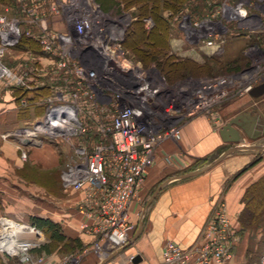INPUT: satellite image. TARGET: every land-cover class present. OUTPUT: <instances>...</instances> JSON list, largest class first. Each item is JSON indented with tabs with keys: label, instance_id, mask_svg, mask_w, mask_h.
I'll return each instance as SVG.
<instances>
[{
	"label": "built area",
	"instance_id": "built-area-1",
	"mask_svg": "<svg viewBox=\"0 0 264 264\" xmlns=\"http://www.w3.org/2000/svg\"><path fill=\"white\" fill-rule=\"evenodd\" d=\"M11 1L0 14V83L22 91L21 108L38 106L44 112L4 137L21 142L24 161L27 148L46 143L63 145L70 152L62 186L79 195L72 217L91 244L58 261L45 254L34 257L31 243L17 244L15 239L10 245L0 241V253L18 264H76L91 250L106 261L132 243L137 228L133 209L143 200L160 147L168 141L180 142L188 121L229 94L227 83L216 81L214 87L204 88L208 93L198 92L178 109L166 102L163 77L150 76L141 64L127 58L123 43L136 18H106L99 21L95 35L87 33L88 24L73 32L59 31L53 25L63 13L58 0ZM70 18L76 22L74 14ZM174 20L187 41L219 54L223 35H264V0H189ZM145 22L151 29V20ZM24 38L35 41L39 49H20ZM14 51L18 63L10 67L7 61ZM254 87L249 85L247 91ZM163 161L180 171L190 166L181 151L165 153ZM6 223L46 239L42 230L6 217L0 218V229ZM235 241L228 209L220 201L201 241L189 249L167 241L162 264H225Z\"/></svg>",
	"mask_w": 264,
	"mask_h": 264
},
{
	"label": "crops",
	"instance_id": "crops-1",
	"mask_svg": "<svg viewBox=\"0 0 264 264\" xmlns=\"http://www.w3.org/2000/svg\"><path fill=\"white\" fill-rule=\"evenodd\" d=\"M173 36L170 39V45L177 55L186 57L195 54L193 49H183V46L191 45L186 38L184 40ZM200 49L211 52L203 46ZM12 90L0 83V199L2 207L0 214L2 212L5 214L0 218L6 217L12 221L22 222L21 219H12L8 216L12 215L10 212L14 207L22 208V204L26 203L22 193L25 192L29 180L23 176L22 172L34 167L54 171L56 166L63 171L70 152L65 147H62L63 150L60 149L58 144L46 143L42 146L27 148L28 159L22 160L21 142L4 136L40 118L44 109L38 106L21 108L18 94L16 95ZM237 106L230 105L221 110L225 124L220 129L214 130L205 116H198L185 124L180 142L164 143L158 151V162L150 172L143 198L147 194V188L149 189L148 185L161 180L165 181L157 189L158 191L161 188L160 192L156 191L146 206H142L141 203L134 206L132 217L137 228L132 243L126 249L113 253L106 261H101L90 250L76 264H135L134 260L130 261L132 256L141 257V261L137 264H162L163 248L167 241H175L183 249H189L201 241L204 227L214 207L220 201L226 205L236 232L231 258L225 264H260L264 251V227L254 226L243 230L240 218L247 205L244 200L246 193L252 185L264 177V158L262 162H256V155L251 152L260 154L262 158L264 145L252 147V150L236 151V149L246 147L248 143L254 144L264 138V133L256 134L257 131H261L262 124L255 118L260 115L264 119V110L263 114L250 109L233 115ZM246 114L248 117L240 122L241 126H234L235 131L240 132L244 139L242 143L231 142L234 137L232 135L222 137V129L232 119ZM46 147H55L58 153H61L59 154L61 157L51 164L44 162L38 157L36 149ZM220 149L222 153L219 155ZM179 151L183 152L191 162L190 167L184 171L169 167L163 161L165 153ZM62 153H66L65 159L62 158ZM195 172L202 173L187 177ZM74 196L79 199L78 194L75 193ZM53 205L57 207L53 210L46 209L47 215L40 214L41 211L29 214V220L35 216L51 219L62 225L68 237L79 238L89 246L91 239L81 233L72 217L75 204L58 201ZM20 231L21 228L18 227L17 235ZM47 256L56 261L61 260L59 254L53 253ZM0 264L18 263L14 258L0 253Z\"/></svg>",
	"mask_w": 264,
	"mask_h": 264
},
{
	"label": "rangeland",
	"instance_id": "rangeland-1",
	"mask_svg": "<svg viewBox=\"0 0 264 264\" xmlns=\"http://www.w3.org/2000/svg\"><path fill=\"white\" fill-rule=\"evenodd\" d=\"M62 5L63 13L59 15L57 22L54 25L55 29L59 31H67L73 32L75 27L78 25L88 24L87 33L89 35L98 34L100 27L99 21H103L104 19L115 20L120 18L122 15H128L136 18L137 8H131L130 5L123 0H58ZM100 1H111L106 6L100 4ZM5 2V1H4ZM3 1H0V14L4 12V7L7 6ZM184 10V8H183ZM192 13L198 12L195 9H191ZM70 13L75 15L76 22H73L70 18ZM170 15V12H164V16ZM181 14V13H180ZM171 37L174 35L175 37H181L185 40L186 36L184 31L180 28V25L176 23L174 19L171 20ZM173 32V33H172ZM86 34V32H85ZM173 36V37H174ZM254 35L251 37L247 36H240V37H231L228 35H223V45L222 52L212 53L207 51H202L200 47L196 44H191L187 46H183V49L186 48L188 50L193 49L195 54L190 56L182 57L177 55L172 47L170 48L171 53L175 55L180 60H189L196 64L199 67H203V72H193L190 73L187 71L186 76L178 77V75H172V80L169 79L167 74L163 72L159 67L155 64L149 67H145L143 63L138 61L134 55L128 52L127 58L129 60L135 61L143 67L146 71H148L150 76L153 77H163V85L165 86V98L166 102L169 104L172 103L176 106V108L180 109V107L185 106L187 103H191L193 101V97L197 95L198 92H206L208 93V89L205 87H210L216 83V81H224L227 84L225 87L226 91H229V94L225 96L219 103L213 105L212 108L208 111L203 109L200 112L199 116H205L207 120L210 122L212 128L214 130L220 129L224 124L225 121L222 118L221 110L230 105H238L233 112V115L239 114L246 110L255 109L258 112H262L263 114V106H264V96L260 98H254L250 96V91H247L249 84L246 80L245 82V74L248 73L247 69L250 67L249 65L253 64V61L258 58L259 53L257 50H251L253 46L252 42H254ZM124 44V43H123ZM188 44V43H187ZM171 46V45H170ZM11 58L7 61V64L10 67L16 66L18 61L14 60V58L18 55L15 51L10 53ZM215 59V60H213ZM233 61L235 62L234 71L225 69L226 66L230 63L232 65ZM191 68H195V64H189ZM228 65V66H229ZM249 66V67H248ZM153 67V68H152ZM204 68L206 70H204ZM149 69V70H148ZM151 69V70H150ZM211 70V71H210ZM168 77V78H167ZM229 83V85H228ZM212 84V85H211ZM214 87V86H212ZM224 90V89H220ZM232 91V92H231ZM205 98L203 97L202 101ZM201 101V102H202ZM242 105V106H240ZM198 117V116H197ZM193 120V119H192ZM191 121V120H190ZM188 121L186 124H188ZM260 145H264V138L261 141L256 143H248L246 147H240L236 149V151H243V150H252V147H258ZM60 149L63 150V145H59ZM251 146V147H250ZM38 151V157L43 160L44 162H48L51 164L53 161L56 162L58 157H61V153H58V150L55 147H46L44 149H36ZM222 153L220 149L219 155ZM255 154L256 162L263 161V155L261 158L260 154ZM60 154V155H59ZM65 154L62 153V158L65 159ZM222 156V155H221ZM221 156L219 158H221ZM67 160V159H66ZM65 160V162H66ZM63 162V166H64ZM188 164L191 165V162L188 159ZM29 165V164H28ZM190 167V166H189ZM56 170H49L45 168H27L25 171L22 172L23 176L27 177L29 180V184L26 185V190L22 193L25 196V202L21 206L22 208L14 207L10 213L12 215H8L12 219H21L22 222H25L27 225L32 226L31 221L29 220V214H36L40 212V214H46V209L53 210L57 206L53 205L55 202L62 201L63 203L70 202L72 205L76 204L78 201L77 197H75V193L73 191H66L62 186V174L63 171L60 170L59 166L55 167ZM54 169V168H53ZM165 180H161L155 184H150L149 189L147 188V194L143 198L141 205L146 206V204L150 201L153 197L157 189L163 184ZM144 195V194H142ZM24 200V199H23ZM53 203V204H52ZM51 206V208H49ZM73 210V209H72ZM2 211V207L0 208ZM48 211V210H47ZM74 211V210H73ZM5 215L3 212L0 216ZM7 216V214H6ZM17 216V217H16ZM16 227H19L16 225ZM34 227V226H32ZM22 228V227H20ZM24 229V228H22ZM22 229L18 235H16V243L22 244L25 242L31 243L35 249L41 248L44 243H46V239L41 241L39 236L35 234H27L22 232ZM43 232V231H42ZM44 233V232H43ZM87 248V244H84ZM65 253H54L56 255H60L61 259L65 257H69L70 255L76 256L79 253L74 254V252H67L63 249ZM34 257L40 256L35 252H32ZM260 264H264V251L263 256L261 258Z\"/></svg>",
	"mask_w": 264,
	"mask_h": 264
},
{
	"label": "trees",
	"instance_id": "trees-1",
	"mask_svg": "<svg viewBox=\"0 0 264 264\" xmlns=\"http://www.w3.org/2000/svg\"><path fill=\"white\" fill-rule=\"evenodd\" d=\"M0 1H5L3 3L5 5H9L12 2L11 0ZM123 1H126L131 8H137L136 20L132 22L125 36L123 46L126 51L134 55L145 67L155 64L167 74L170 80L173 79L172 75H178L179 78L186 76L187 71L190 73L203 72V67H199L198 64L189 60H180L170 50L171 20L183 11L189 0ZM109 2L111 1H100V4L106 6ZM164 12H170L171 14L164 16ZM146 19L151 20L153 25L151 29H147ZM28 46L35 50L39 49L35 41L26 38L22 39L20 49ZM189 64H195V68H191ZM234 64L235 62H232V65L231 63L230 65L228 64L229 66L227 65L225 69L233 71L235 69ZM204 70L206 69L204 68ZM12 92L16 93V95L18 94V100L23 96L20 89H13ZM244 200L247 205L240 218L242 229L248 230V227L254 226L258 228L264 227V177L250 187ZM30 221L31 223L29 224L42 230L46 237V243L41 248L35 249V252L39 255L44 253L51 255L56 252L65 253L62 251L63 249L76 254L81 253L86 248L81 239L68 237L60 223L36 216L32 217Z\"/></svg>",
	"mask_w": 264,
	"mask_h": 264
},
{
	"label": "flooded vegetation",
	"instance_id": "flooded-vegetation-1",
	"mask_svg": "<svg viewBox=\"0 0 264 264\" xmlns=\"http://www.w3.org/2000/svg\"><path fill=\"white\" fill-rule=\"evenodd\" d=\"M252 42L253 50H257L259 53L258 58L253 61L252 65H249L247 72L245 74V82L247 80L249 85H254L255 87L250 91L251 93L258 87L264 85V35H260L254 38ZM218 54V53H217ZM237 62V61H233ZM234 71V70H233ZM256 93V92H255Z\"/></svg>",
	"mask_w": 264,
	"mask_h": 264
},
{
	"label": "water",
	"instance_id": "water-1",
	"mask_svg": "<svg viewBox=\"0 0 264 264\" xmlns=\"http://www.w3.org/2000/svg\"><path fill=\"white\" fill-rule=\"evenodd\" d=\"M256 92V93H255ZM251 95L254 97V98H260L262 96H264V85L256 88L252 93ZM264 110V109H263ZM248 115H240V116H237L236 118L232 119L223 129H222V132H221V135L222 137L226 138L230 135L234 136L233 139L231 140V142H234V143H242L243 142V137L242 135L240 134V132L238 131H235L234 129V126H241L240 122L242 120H244L245 118H247ZM256 120L262 124V127H261V131H257V135H261L264 133V119L260 116V115H257L256 117ZM202 172H195V173H191L189 174L187 177H194L196 175H199L201 174ZM161 188L157 191V192H160ZM141 261V257L140 256H137L135 259H134V263L137 264Z\"/></svg>",
	"mask_w": 264,
	"mask_h": 264
},
{
	"label": "bare ground",
	"instance_id": "bare-ground-1",
	"mask_svg": "<svg viewBox=\"0 0 264 264\" xmlns=\"http://www.w3.org/2000/svg\"><path fill=\"white\" fill-rule=\"evenodd\" d=\"M54 162V161H53ZM17 228L16 225H9L6 223L2 226V229H0V241H5L9 245L13 244L12 239H16L17 235ZM4 243V242H3Z\"/></svg>",
	"mask_w": 264,
	"mask_h": 264
}]
</instances>
